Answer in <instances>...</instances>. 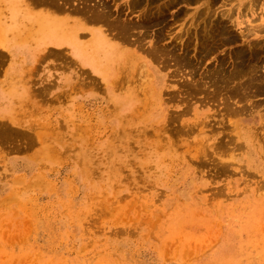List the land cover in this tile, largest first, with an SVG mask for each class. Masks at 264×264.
I'll list each match as a JSON object with an SVG mask.
<instances>
[{
    "label": "rangeland",
    "instance_id": "374dc122",
    "mask_svg": "<svg viewBox=\"0 0 264 264\" xmlns=\"http://www.w3.org/2000/svg\"><path fill=\"white\" fill-rule=\"evenodd\" d=\"M71 1L37 7L33 0L32 11L47 9L45 13L68 25L83 23L84 14L73 8L78 3L83 8L87 1ZM133 1L88 0L92 6H107L110 20L134 28L129 32L132 43L123 44L129 60L111 87L102 82L101 89L98 81L94 88L87 80L82 86L81 69L69 48L49 42L42 45L45 54L39 52L35 65L20 73L25 92L14 95L4 108L7 118H0V264H264V153L258 148L264 143V95L250 102L234 100L233 107L241 111L231 113L222 101L228 91L220 89L224 94L216 95L211 79L221 63L227 72L233 70L236 54L250 42L264 41V33L252 39L241 36L250 20L260 24L264 0L254 16L241 19L245 23L240 28L229 23L233 37L216 34L211 45L205 44L213 47L206 54L200 48L204 29L237 2H214L212 20L206 22L197 14L202 9L206 15L205 0L170 7V0H146V6L141 0L135 8ZM146 16L154 18L149 17V25ZM88 24L90 30L103 26ZM189 41V57L199 67L176 64L163 50L182 57ZM151 46L164 53L157 57ZM49 48L62 49L66 56L54 57ZM10 54L0 49V81L11 79ZM248 64L247 75L256 60ZM86 70V77L99 80ZM255 70V75L264 74ZM253 101L259 106L253 107ZM9 121L11 130L26 128L12 134ZM256 127L263 129L251 130Z\"/></svg>",
    "mask_w": 264,
    "mask_h": 264
},
{
    "label": "bare ground",
    "instance_id": "6f19581e",
    "mask_svg": "<svg viewBox=\"0 0 264 264\" xmlns=\"http://www.w3.org/2000/svg\"><path fill=\"white\" fill-rule=\"evenodd\" d=\"M25 1V2H24ZM60 1V0H59ZM62 1V0H61ZM72 1H74V0H72ZM71 1V2H72ZM87 1V2H86ZM85 2H86V4L84 3H82L83 5H85L83 8H82V6L81 7H78V4L77 5H75L74 7L75 8H73V12H74V9H75V12H77V13H83L84 14V19H86V20H84V22L82 23L81 21H74V25H68L67 23H65L64 21H58L56 18H54V17H52V16H49V14L48 13H45L46 12V10L47 9H45V8H43V9H45V12H42L41 14H33V11H32V4L34 3V2H36V5L35 6H37V7H39V4L41 5V4H51V5H53L54 7H60V6H63V5H61V2H60V4H59V2H58V0H34V2H33V0H2L1 2L3 3V9H0V31L2 30V32L6 35V33L8 34V28H6V25H5V19H4V15H6V16H8L9 18H10V21H11V23H12V27L14 28V29H16V33H17V43H14L15 41H13V43L11 42V43H8L9 42V40L6 38L5 40H3V41H1L0 40V47L1 48H3V49H6L9 53H11L10 55H13L14 56V53H17V51L19 50V49H28V55H27V57H25V58H27V59H31L32 58V62H35V60H36V58H38L41 54H39V52L41 51V50H43V48H42V45H44V43H47V42H49V43H53V44H55V45H57L59 48H61L62 46H65V47H67V48H69V50H70V52H71V54H72V56H73V58L76 60V62H74L75 63V65H79V67H80V69L82 70V69H84L82 72H81V70H79V75H78V78H79V80H80V78H82V86H83V84H85V81L87 80L88 81V83L90 84V86H94V88L98 85V81H99V85H100V87H101V89H102V85H103V83L102 82H105L106 84L105 85H107L108 87H111L112 85H113V83L115 82V81H117L118 80V78H119V76H120V74H121V72H123L124 71V67L125 66H123L126 62V60L128 61L129 60V58L128 57H130L129 56V52H128V48L125 46V45H123L124 43H126L127 44V42H125V41H129V37L131 36V35H129V32L130 31H132L131 30V26H129L128 24H124V23H121V22H119L118 20L117 21H112V20H110L109 18L111 17V15H110V13H109V11H106V8H107V6H102V5H95V6H92V5H90L89 3H88V0H86ZM90 1V0H89ZM145 1V6H146V3L148 2V1H146V0H144ZM157 1H159L160 2V0H152V1H149V2H157ZM168 1V0H167ZM203 2L204 0H170L169 1V3H168V5L167 6H174L175 4H178L179 2H184V3H187V4H193V3H197V4H200V2ZM206 2H204L203 4L204 5H206V9L204 8V10L206 11V15H203L204 13H203V11H199V12H197V14L199 15V18L201 17V18H206V22L207 21H210V20H212V19H210V16H211V10H212V8H211V5L213 4V5H215L214 4V2H217V1H219V0H205ZM222 1V0H221ZM228 1H232L231 2V4L233 5V2H237L238 3V5H237V7L235 8H231V9H229V8H227L229 11H227V12H225V13H223L222 15H221V17H222V19L221 20H218L217 22H216V20H215V22L213 23V21H210L209 23V26H207L208 28L207 29H204V35H203V37H201V35H200V33L197 35L198 37H201L200 39H201V43H202V45L200 46V48H201V50H202V52L203 53H208L210 50H212V48L210 49V45H211V43L210 42H212L213 43V40L215 39V37H216V34L218 35V36H221V37H225V36H227V37H229V38H231V37H233L232 35H230V34H232V33H230V31H229V23H232V24H234V26L237 28V27H239L240 28V26L241 25H243L245 22H243V20L241 21V19L243 18V17H247V18H249L248 17V15L250 16V14H252V16H254L255 14H256V11H255V9L254 8H256L257 9V7L259 6V3H260V1L261 0H228ZM31 2H33V3H31ZM64 2V1H63ZM66 2H67V0H66ZM78 2H80L79 0H78ZM94 2V1H93ZM101 2V1H100ZM134 2V1H133ZM132 2V3H133ZM142 1L141 0H135V2H134V4H132V6H133V8H135V7H137L138 5H142V3H141ZM224 2V1H223ZM23 4L24 5H28V7L26 8V10H22L21 8H22V6H23ZM67 4V3H66ZM65 4V5H66ZM68 4H69V2H68ZM100 4V3H99ZM129 4V3H128ZM149 4H151V3H149ZM163 4H164V2H163ZM2 5V4H1ZM58 5V6H57ZM72 6H73V3L71 4ZM70 5V6H71ZM80 5V4H79ZM130 5V4H129ZM161 5V4H160ZM165 5H166V3H165ZM218 5V4H217ZM50 6V5H49ZM77 6V7H76ZM148 6V5H147ZM153 6H154V4H153ZM152 6V7H153ZM226 6V5H225ZM1 7V6H0ZM37 7H36V10H38L37 9ZM144 7V6H143ZM168 7V8H169ZM205 7V6H204ZM213 7V6H212ZM229 7V6H228ZM148 8V7H147ZM166 8V7H165ZM165 8H161V11L162 10H165ZM167 8V9H168ZM199 8V7H198ZM218 8H220V7H218ZM110 9V8H109ZM131 9H132V7H131ZM140 9H141V7H140ZM156 9V8H155ZM189 9V8H188ZM36 10L34 9V11L36 12ZM49 10V9H48ZM133 10H135V9H133ZM153 10V9H152ZM157 10H159V9H157ZM246 10V12L247 13H245L244 14V11ZM137 11V10H136ZM160 11V10H159ZM160 11V12H161ZM169 11V10H168ZM24 12V13H23ZM38 12V11H37ZM36 12V13H37ZM74 12V13H75ZM152 12V11H151ZM159 12V13H160ZM213 12V11H212ZM76 13V14H77ZM153 13V12H152ZM151 13V14H152ZM156 13V12H155ZM178 13V12H177ZM186 13V12H185ZM47 14V15H46ZM147 14V13H146ZM145 14V15H146ZM150 14V15H151ZM158 14V13H157ZM160 14H162V13H160ZM187 14V13H186ZM78 15H80V14H78ZM162 15H164V14H162ZM189 15V14H188ZM5 16V17H6ZM152 16V15H151ZM158 16H159V14H158ZM184 16V15H183ZM146 17H148V16H146ZM145 17V18H146ZM150 17V16H149ZM149 17L148 18H146V21L147 20H149ZM196 17H197V15H196ZM195 17V18H196ZM208 17H209V19H208ZM233 17H235V19L233 18ZM151 18V17H150ZM201 18H200V20L199 21H201ZM214 18V17H213ZM244 18V19H245ZM256 18V17H255ZM152 19V18H151ZM151 19H150V21H151ZM161 19V18H160ZM175 19V18H174ZM183 19V18H182ZM234 19V20H233ZM88 20V21H87ZM116 20V19H115ZM153 21H154V18L152 19ZM155 20H159L158 19V17H157V19L155 18ZM178 20V19H177ZM203 21H204V19H202ZM258 20L260 21V24H257V25H254L253 23H254V20L252 19V20H250L249 21V25H248V27L247 26H245V27H247L246 28V31L244 30V31H242L241 32V36H242V38H246V39H252V37L253 38H255V37H259V35L261 34L262 35V33H264V15H260L259 16V18H258ZM86 21V22H85ZM150 21H147L146 23H148V22H150ZM4 22V23H3ZM39 22V23H38ZM96 23L95 25H98V23L100 24H102L103 26H102V28H100V29H94V30H90L89 28H87L88 26H87V24L88 23ZM164 22V21H163ZM175 22V21H174ZM188 22V21H187ZM186 22V23H187ZM194 22H195V20H194ZM205 22V23H206ZM145 23V22H144ZM145 23V24H146ZM198 22H196V24H197ZM200 23V22H199ZM203 23V22H202ZM152 23H150V25H151ZM204 24V23H203ZM89 25V24H88ZM148 25H149V23H148ZM186 25V24H185ZM195 25V24H194ZM193 25V26H194ZM48 26V27H47ZM138 26H140V25H138ZM146 27H148L147 25H145ZM199 26V25H198ZM50 27H56L57 29H54L53 30V32H52V30H51V28ZM136 27V26H135ZM196 27V26H195ZM204 27H205V25H204ZM204 27H202L201 29H203ZM104 28V29H103ZM161 28V27H160ZM199 28V27H198ZM142 29H144V28H142ZM184 29V28H183ZM186 29H188V28H186ZM167 30V29H166ZM230 30H231V27H230ZM242 30V29H241ZM89 32V34H86V32ZM186 31V30H185ZM184 30H183V32H185ZM195 31V30H194ZM199 31V30H198ZM202 31V30H201ZM231 31H233V30H231ZM238 31V30H237ZM190 32V31H189ZM189 32H187V33H189ZM193 32V31H192ZM197 32V31H196ZM235 32V31H234ZM194 34H195V32H194ZM193 34V35H194ZM235 34V33H234ZM239 34V33H238ZM2 35V34H1ZM88 36V35H90V37H89V39L86 41H81V39H82V37H84L85 38V36ZM148 35V34H147ZM159 35H161V34H159ZM3 36V35H2ZM1 36V37H2ZM16 36V35H15ZM132 36H133V34H132ZM149 36H151L150 35V33H149ZM187 36H191L190 34L188 35L187 34ZM7 37V36H6ZM39 37V38H38ZM160 37V36H159ZM158 37V38H159ZM162 37V36H161ZM181 37V36H180ZM237 37V36H236ZM262 37V36H261ZM260 37V38H261ZM10 38V37H9ZM38 38V39H37ZM139 38V37H138ZM169 38V37H168ZM191 38V37H190ZM190 38H189V40H190ZM196 38V37H195ZM2 39H3V37H2ZM13 39V38H12ZM137 39V38H136ZM140 39V38H139ZM155 39V38H154ZM179 39V38H178ZM182 39V38H181ZM197 39H199V38H197ZM234 39H236V38H234ZM233 39V40H234ZM159 40V39H158ZM160 40H162L161 38H160ZM229 40H231V39H229ZM260 40V39H259ZM263 41V40H262ZM261 41V42H262ZM180 42V41H179ZM192 42V41H191ZM195 42V41H194ZM259 42V41H258ZM257 42V43H258ZM260 42V44H263V42L261 43ZM129 43H132V42H130L129 41ZM128 43V44H129ZM142 42H140V44H141ZM162 43V42H161ZM189 43H190V41H189ZM200 43V44H201ZM208 43H210V47L208 48L207 47V45H205V44H208ZM255 43V42H250L247 46H246V48H248V49H246V50H244V51H239L237 54H236V65H234L235 67H234V69L233 70H228L229 72H227V70L225 69V67L223 66V64L221 63V66L216 70V71H214L213 72V74L211 73V75L213 76V78H211L212 79V85H214L215 86V89H216V91H215V94L218 92V94L219 93H221L220 95L222 96V94H224V92H221L222 90L223 91H225V90H227L228 92H225L226 94H227V97L226 96H224V98L225 99H223L222 101H223V103H222V101H220L221 102V104H223V105H225V106H223V107H225V108H227L226 110L227 111H230L231 113H239V111H241V110H239L238 109V107L237 108H234L233 107V101L234 100H237V102L236 103H239V102H250V101H252V99L253 98H255V97H257V95H264V74H262V75H255V73H256V71H259V70H255V68L256 69H260V71H261V73H263L262 71H264V44L262 45V46H260V44L258 43ZM48 45V44H47ZM46 45V46H47ZM52 45V44H51ZM133 45V44H132ZM131 45V46H132ZM155 44H153V46H154ZM189 45H191V43L190 44H187V48L185 49L186 50V52H183V53H185V55L183 56L182 55V57H180L179 55H177L176 54V52L175 51H173L174 52V54L172 53V52H170V51H168V50H165V48L163 49L166 53H165V55L167 56H169L170 57V55H171V59L172 60H175L176 61V64L177 63H182V64H184L186 67L187 66H189V67H192L193 66V64H194V62L192 61V59L189 57L190 55L188 54V48H189ZM197 45V44H196ZM223 45V44H222ZM162 46V45H161ZM163 46H165V45H163ZM142 47V46H141ZM182 47H184V45L182 46ZM197 47V46H196ZM245 47V46H244ZM67 48H63V50L64 49H67ZM145 48V47H144ZM158 48V47H157ZM191 48V47H190ZM214 48H215V46H214ZM52 49L53 48H49L47 51L49 52H51L52 51ZM130 49V48H129ZM153 48H152V46H151V50H152ZM195 50L197 49V48H194ZM60 50H62V49H60ZM60 50H58V52H56L57 51V49H55V51L53 50L52 52H53V56H54V54H55V56L54 57H56L57 55V57H59V56H63V55H65L66 53H65V51L62 53ZM146 50V49H145ZM154 50L155 49H153V51H152V54L154 53L155 54V52H156V56L157 57H159L158 56V54H162V53H164V51L162 50V49H160V50H157V51H155L154 52ZM173 50H176L175 49V47L173 48ZM201 50H200V52H201ZM46 51V52H47ZM60 51V52H59ZM67 51H68V49H67ZM133 51V50H132ZM132 51H130V52H132ZM144 51V49H142V52ZM148 53H150V49L148 48ZM178 51V50H177ZM197 51V50H196ZM49 52V53H50ZM51 52V53H52ZM212 52V51H211ZM228 52V51H227ZM41 53H44V51H41ZM49 53H47V56L49 55ZM69 53V52H68ZM133 53V52H132ZM198 53V52H197ZM202 53V54H203ZM213 53V52H212ZM45 54V53H44ZM43 54V55H44ZM202 54L200 55V56H202ZM211 54V53H210ZM132 55V54H131ZM227 55V54H226ZM52 56V55H51ZM66 56V55H65ZM146 56H150V58H152V60H155L153 57H151V55H146ZM154 56V55H153ZM155 56V57H156ZM167 56V57H168ZM211 56V55H210ZM224 56V55H223ZM222 56V57H223ZM229 56V55H228ZM227 56V58H229ZM15 57V56H14ZM43 57V56H42ZM46 57V55H44V58ZM64 57V56H63ZM69 57V59H71V57H70V55L68 56ZM203 57V56H202ZM246 57H249L248 59L250 60V61H252V60H256V64H254L253 65V67L252 68H250L249 67V72H248V75H247V69H245V67L247 66V64H248V62H250V61H248V62H246V61H244L245 59L247 60V58ZM40 58V57H39ZM128 58V59H127ZM49 59V58H48ZM160 60H161V57L159 58ZM163 59V58H162ZM158 59H156L155 61H157ZM169 60H170V58H169ZM37 61V60H36ZM42 61H43V58H42ZM41 61V62H42ZM71 61H73L72 59H71ZM174 61V62H175ZM199 61V60H198ZM133 62V61H132ZM161 61H158V65H159V63H160ZM262 62V64H260ZM73 63V62H72ZM74 63H73V66H74ZM77 63V64H76ZM163 63H166V62H163ZM197 63H199V62H197ZM127 64H128V62H127ZM130 64V63H129ZM147 64V63H146ZM176 64H175V66H176ZM181 64V65H182ZM162 65V64H161ZM196 65V64H195ZM199 64H197V66H195V67H199L198 66ZM249 65V64H248ZM65 66V65H64ZM72 66V65H71ZM72 66V67H73ZM183 66V65H182ZM185 66L183 67V69L185 68ZM60 67V66H59ZM71 67V68H72ZM147 67V66H146ZM194 67V66H193ZM194 67V68H195ZM63 68V67H62ZM86 68L87 69H89L90 70V72L92 73V74H96L97 75V77L99 76V80H97V78H95L96 76H91V74H90V76H89V74H88V76L87 77H89L88 79H87V77L85 76V74H87L88 72H87V70H86ZM163 68V67H162ZM181 67H179V69H180ZM60 69V68H59ZM126 69H128V68H126ZM125 69V70H126ZM188 69V68H187ZM193 69V68H192ZM180 70H182V68L180 69ZM189 70V69H188ZM191 70V69H190ZM195 70V69H194ZM197 70V69H196ZM199 70V69H198ZM255 70V71H254ZM183 71V70H182ZM78 72V71H77ZM87 72V73H86ZM189 72H191V71H189ZM195 72V71H194ZM76 73V72H75ZM131 73V72H130ZM179 73V72H178ZM192 73V72H191ZM190 73V74H191ZM206 73V72H205ZM173 74H175V73H173ZM208 77V79H210V77H209V75L207 76ZM75 79H77V78H75ZM243 79H244V81H243ZM90 81V82H89ZM77 82H79V81H77ZM77 82H76V84H77ZM189 82V81H188ZM191 83H193L192 81H190ZM206 82H208V80L206 81ZM210 82V81H209ZM210 82V83H211ZM146 84H149V86H150V89L152 88L151 87V85H150V83H147V82H145ZM186 83V85H189V88H190V83L189 84H187V81L185 82ZM184 83V84H185ZM210 83H209V85H210ZM196 84V83H195ZM199 85H200V83H198ZM203 84V83H202ZM68 85V84H67ZM74 85V84H73ZM197 85V84H196ZM198 85V86H199ZM185 86V85H184ZM201 86V85H200ZM199 86V87H200ZM25 87V86H24ZM75 87V86H74ZM78 87V86H77ZM99 87V88H100ZM104 87V86H103ZM191 87H193V86H191ZM195 87H197V86H195ZM202 87V86H201ZM98 88V87H97ZM184 88H186V87H184ZM188 88V87H187ZM210 88V87H209ZM28 89V88H27ZM212 89H214V87L212 88ZM220 89H222L221 91H220ZM225 89V90H224ZM98 90V89H97ZM152 90V89H151ZM187 90V93L189 94L190 92H188V89H186ZM189 90H192L191 88L189 89ZM194 90H196V89H193V91H191V92H193L194 93ZM109 91H110V89H109ZM145 91H147V88H146V90ZM199 91H201L200 89H199ZM210 91V90H209ZM24 92H25V90H24ZM158 93H159V91H157ZM179 92V91H178ZM186 92V91H185ZM202 92H203V90H202ZM147 93V92H146ZM154 92L152 91V94H153ZM156 93V92H155ZM180 93V92H179ZM186 93V94H187ZM196 93V92H195ZM199 92H197L195 95H197ZM211 93V92H210ZM214 93V92H213ZM20 93H17V94H15V96L17 97V95H19ZM23 94V93H22ZM160 94V93H159ZM11 95H14V94H11ZM172 95V94H171ZM177 95V94H176ZM195 95H193V96H195ZM209 95V94H208ZM217 95V94H216ZM219 95V96H220ZM146 96H147V94H146ZM207 96V95H206ZM29 97H31L32 98V96H29ZM180 97V96H179ZM209 97V96H208ZM212 96L210 95V98H211ZM22 98V100L19 102V103H21V104H23L24 103V101H23V97H21ZM193 98V97H192ZM215 98V97H214ZM217 98H219V97H217ZM217 98H216V100H217ZM19 99V98H18ZM209 99V98H208ZM244 99V100H243ZM242 100V101H241ZM255 100V99H254ZM27 101V100H26ZM199 101V100H198ZM218 101V100H217ZM23 102V103H22ZM28 102H31V101H28ZM187 102V101H186ZM201 102H203V101H201ZM205 103V102H204ZM256 103L257 102H255V101H253V103H252V106L253 107H256ZM206 104V103H205ZM258 104V106H259V103H257ZM261 104V103H260ZM17 105V104H16ZM157 105V104H156ZM251 105V104H250ZM23 106V105H22ZM203 106V105H202ZM236 106V105H235ZM257 106V107H258ZM24 108H25V106H23ZM27 107V106H26ZM14 108H17V106H15ZM23 108V109H24ZM242 109V108H241ZM19 111H20V109H19ZM24 111V110H23ZM17 112V111H16ZM15 112V113H16ZM221 112V111H220ZM6 114H5V111H4V108H2V109H0V118L2 119V117H5V118H7V116H5ZM16 116V115H15ZM17 116H18V114H17ZM262 116V115H261ZM264 116V115H263ZM19 118V117H18ZM14 121H13V124H12V119H11V121H9L8 122V125L7 124H3V128H4V126H5V128H6V125H7V127H8V130H11V127L10 126H12V125H15L14 124V122H15V119H13ZM28 121V120H27ZM30 121H32V120H30ZM30 121H28V124H30L31 122ZM5 122V121H4ZM10 122H11V124L12 125H10L9 126V124H10ZM21 122V121H20ZM19 122V123H20ZM0 123H2L1 121H0ZM7 123V122H6ZM16 124H17V122H15ZM61 123V122H60ZM2 125V124H1ZM1 125H0V129L2 130V127H1ZM33 125H34V123H33ZM261 125H263L262 124V122H261ZM31 126V125H30ZM29 126V127H30ZM34 126H36V123H35V125ZM38 126V125H37ZM40 126V125H39ZM9 127H10V129H9ZM14 127V126H13ZM12 127V128H13ZM15 127H17V125H15ZM14 127V128H15ZM19 127V126H18ZM23 127H24V125L22 126V127H19L21 130H23ZM32 127V126H31ZM44 127H45V125H44ZM5 128H4V130H5ZM13 128V129H14ZM24 128H26V127H24ZM33 128V127H32ZM262 128V127H261ZM261 128L259 129V127H256V128H252L251 130H260V131H262L261 130ZM7 129V128H6ZM15 130L16 131V133L15 134H19V133H17L18 131L20 132L21 130ZM236 129H238L237 127H236ZM263 129V128H262ZM3 130V131H4ZM14 130H11V133L12 132H15ZM44 130V129H43ZM254 130V131H255ZM5 131H7V130H5ZM255 131V132H256ZM8 132H10V131H7V133ZM21 132H23V131H21ZM46 132V131H45ZM1 133V132H0ZM10 133V134H11ZM241 133V132H240ZM240 133H238V135L241 137V135H240ZM261 133V132H260ZM4 134V135H3ZM13 134V133H12ZM22 135L24 134V133H21ZM257 134L259 135V133L257 132ZM1 135H3V137L6 135V133H2ZM9 135V134H8ZM27 135V134H26ZM261 135V134H260ZM7 136V135H6ZM16 136V135H15ZM17 137V136H16ZM20 137V136H19ZM22 137V136H21ZM29 137V136H28ZM11 138H12V136H11ZM15 138V137H14ZM30 138L31 137H29V140H30ZM256 138V137H255ZM10 141V140H9ZM11 141H12V139H11ZM3 142V141H2ZM5 144H6V141L4 142ZM263 143V142H262ZM14 144V143H13ZM264 144V143H263ZM263 144H260V146H259V144H258V148L264 153V145ZM16 145V147H18L17 146V144H15ZM14 145V146H15ZM15 147H13V149H14ZM16 150L18 149V150H20V148L18 147V148H15ZM14 149V150H15ZM17 150V151H18ZM21 150H22V147H21ZM22 151H24V150H22ZM19 152V151H18ZM21 152V151H20ZM22 154V153H21ZM35 178V177H34Z\"/></svg>",
    "mask_w": 264,
    "mask_h": 264
},
{
    "label": "crops",
    "instance_id": "0c3cea01",
    "mask_svg": "<svg viewBox=\"0 0 264 264\" xmlns=\"http://www.w3.org/2000/svg\"><path fill=\"white\" fill-rule=\"evenodd\" d=\"M1 1L2 0H0V3ZM5 25H6V28L9 29L8 34L6 33L5 37L7 36L6 38L9 40L8 43H11V42L13 43V41L17 39L16 29L12 27L13 25L10 19L9 20L5 19ZM1 34L2 33L0 31V38H1ZM14 43H17V40ZM23 51L19 52V55H16L15 57L14 56L11 57L12 58L11 79L9 81H3V80L0 81V109L6 108L9 105L10 101H11L10 103L11 105L14 95L17 93L24 92L26 88V84L24 80H20L21 78L20 73L24 70L25 67L28 68V67H31L32 65H35L36 61L32 62V58L31 59L25 58V56L28 55V49H25ZM17 69H20V72L16 71ZM11 94H14V95H11Z\"/></svg>",
    "mask_w": 264,
    "mask_h": 264
}]
</instances>
